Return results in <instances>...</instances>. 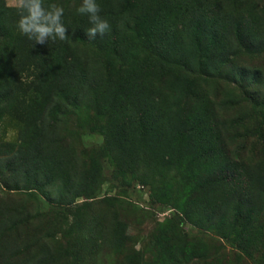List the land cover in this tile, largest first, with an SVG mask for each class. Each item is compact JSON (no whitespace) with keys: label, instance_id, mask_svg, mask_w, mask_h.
I'll list each match as a JSON object with an SVG mask.
<instances>
[{"label":"rangeland","instance_id":"1","mask_svg":"<svg viewBox=\"0 0 264 264\" xmlns=\"http://www.w3.org/2000/svg\"><path fill=\"white\" fill-rule=\"evenodd\" d=\"M138 2L40 45L0 0V264H264V0Z\"/></svg>","mask_w":264,"mask_h":264},{"label":"clouds","instance_id":"2","mask_svg":"<svg viewBox=\"0 0 264 264\" xmlns=\"http://www.w3.org/2000/svg\"><path fill=\"white\" fill-rule=\"evenodd\" d=\"M17 28L35 44L44 45L49 40H67L68 27L64 23L65 9L63 6L53 3L45 6L44 0H17L16 3ZM81 16L87 17L90 27L85 29L89 39H96L111 30L110 22L101 15V7L98 0H82L76 9ZM84 140L89 137L85 136Z\"/></svg>","mask_w":264,"mask_h":264},{"label":"trees","instance_id":"3","mask_svg":"<svg viewBox=\"0 0 264 264\" xmlns=\"http://www.w3.org/2000/svg\"><path fill=\"white\" fill-rule=\"evenodd\" d=\"M122 5H123V7H125L127 10H130V11H132V12H136L139 8H140V6H141V4L138 2V0H122ZM262 24L264 25V19H262ZM236 33H239V32H236ZM242 41V40H241ZM240 41V42H241ZM242 46H243V44H242ZM255 53H260V54H263L264 53V48L263 49H261L260 47H259V49L258 50H256V52ZM254 53V54H255ZM253 54V55H254ZM177 77H180L179 75H176ZM182 77H180V79H181ZM240 82H242L243 81V79H240L239 80ZM194 83V81L193 82H191V84H193ZM140 116H139V119H141V128H142V130H143V135H142V139L143 140H146V142H156L157 141V139H158V137H159V135L158 134H155V133H153L152 131H149V129L148 128H146L145 127V120L144 119H146V115H145V113L144 112H142V113H140L139 114ZM176 119H185L184 118V116L183 115H181V112H179L178 114H177V116H176ZM181 121V128H182V131H184L185 130V124H186V122L184 121V120H180ZM194 145L196 146V142H194ZM197 148V147H196ZM153 149V147H152V145H151V150ZM156 149V147H154V149L153 150H155ZM198 151L196 150V153H197ZM195 153V152H194ZM187 155H189L188 153H186ZM89 172H88V170H84L83 171V173H82V177H81V186L83 187V186H86V184H87V180L89 179ZM257 174H258V176H259V178H258V180H259V183H260V191H263L264 192V171H262L261 169H259L258 171H257ZM261 186H263V187H261ZM81 193H78L76 196H79Z\"/></svg>","mask_w":264,"mask_h":264}]
</instances>
